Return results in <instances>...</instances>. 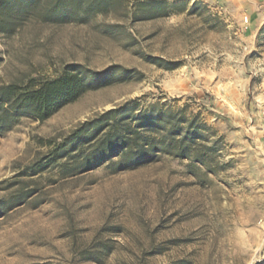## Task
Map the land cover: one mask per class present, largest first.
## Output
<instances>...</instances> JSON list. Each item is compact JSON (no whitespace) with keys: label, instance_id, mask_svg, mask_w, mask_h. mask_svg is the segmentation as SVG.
I'll return each instance as SVG.
<instances>
[{"label":"rangeland","instance_id":"1","mask_svg":"<svg viewBox=\"0 0 264 264\" xmlns=\"http://www.w3.org/2000/svg\"><path fill=\"white\" fill-rule=\"evenodd\" d=\"M135 1L146 0L63 23L21 13L0 32V86L35 88L75 67L136 72L0 133V264H264V14L250 25L230 0H166L178 13L134 21ZM126 102L197 116L219 138L211 171L166 154L82 169L87 147L28 171Z\"/></svg>","mask_w":264,"mask_h":264},{"label":"trees","instance_id":"2","mask_svg":"<svg viewBox=\"0 0 264 264\" xmlns=\"http://www.w3.org/2000/svg\"><path fill=\"white\" fill-rule=\"evenodd\" d=\"M110 5V0H0V32L8 29L21 13L37 10L43 21L63 23L76 20L80 15L108 12ZM179 10V5L166 0L135 1L131 15L134 21H143ZM146 14L148 16H142ZM135 74V71L116 66L101 74H90L75 67L72 72L35 88L1 85L0 133L9 130L19 115L43 121L84 92L101 88L112 79L128 81ZM209 131L197 116L187 117L185 109L151 104L136 110L126 102L80 123L51 150L47 163L40 160L27 169L32 173L42 172L49 164L73 157V153L87 147L80 159L82 169L94 168L112 159L117 170L135 169L166 154L190 159L204 165L209 172L212 161L209 153L219 141V138L209 140L205 134Z\"/></svg>","mask_w":264,"mask_h":264},{"label":"crops","instance_id":"3","mask_svg":"<svg viewBox=\"0 0 264 264\" xmlns=\"http://www.w3.org/2000/svg\"><path fill=\"white\" fill-rule=\"evenodd\" d=\"M207 2L209 0H203ZM232 2L238 3L243 11V14L248 16L250 20V25L257 22L264 14V0H230Z\"/></svg>","mask_w":264,"mask_h":264},{"label":"built area","instance_id":"4","mask_svg":"<svg viewBox=\"0 0 264 264\" xmlns=\"http://www.w3.org/2000/svg\"><path fill=\"white\" fill-rule=\"evenodd\" d=\"M259 1H263V0H259ZM243 20H244L245 23H247L248 22V17L244 16Z\"/></svg>","mask_w":264,"mask_h":264}]
</instances>
